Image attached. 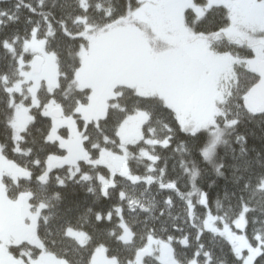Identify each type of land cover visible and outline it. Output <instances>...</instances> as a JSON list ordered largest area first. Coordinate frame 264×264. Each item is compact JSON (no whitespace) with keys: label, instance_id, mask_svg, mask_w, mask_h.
<instances>
[{"label":"trees","instance_id":"obj_1","mask_svg":"<svg viewBox=\"0 0 264 264\" xmlns=\"http://www.w3.org/2000/svg\"><path fill=\"white\" fill-rule=\"evenodd\" d=\"M85 3L86 8L81 0H0V144L18 172L16 181L6 179V192L11 199L29 193L31 209L41 207L36 228L39 248L32 247L34 252H50L66 264H93L97 248L103 246L117 264H136L137 251L155 239L173 246L178 264L191 260L242 264L230 242L203 225L209 212L234 223L246 209L247 237L254 245L258 237L264 241V115L246 105L249 90L259 80L257 70L244 63L234 67L232 91L219 103L215 117L218 133L215 125L196 133L184 130L163 99L139 95L124 85L117 86L118 95L109 100L105 115L98 122L86 123L76 113L90 95L89 89L79 88L75 81L82 63L80 51L88 47L91 36L123 23L140 2ZM195 3L186 10L185 22L198 39L217 54L254 58L253 46L226 35L230 19L225 6L207 8L208 0ZM35 29L38 37L46 38V49L57 56L59 82L54 90L46 86L39 90V105L30 106L32 121L16 141L10 125L14 116L11 94L16 101L19 95L9 87L19 80L18 58ZM50 101L54 108H61L63 116L76 117L90 159L98 158L103 148L119 152L121 124L138 111L146 112L142 139L128 146V167L139 180L115 174L114 185L105 193L98 174L109 176L108 168L81 160L77 174L63 166L41 181L47 158L64 153L49 139L53 118L45 105ZM30 102L28 98L26 103ZM61 133L67 136L69 131L64 128ZM196 191L205 195V204L196 202ZM190 197L195 200L193 218L187 202ZM133 198L141 199L145 209H131L128 200ZM124 226L132 232L130 242L120 238ZM69 229L85 232L86 244L70 237ZM18 247L29 249L25 244ZM144 264L163 263L150 256ZM254 264H264V246Z\"/></svg>","mask_w":264,"mask_h":264},{"label":"rangeland","instance_id":"obj_2","mask_svg":"<svg viewBox=\"0 0 264 264\" xmlns=\"http://www.w3.org/2000/svg\"><path fill=\"white\" fill-rule=\"evenodd\" d=\"M138 1L140 5L130 12L123 23L113 25L99 36H91L88 47L80 51L82 63L75 81L79 88L89 89L90 95L88 103L80 104L76 113L86 123L98 122L105 115L109 100L118 95L117 86L124 85L135 89L139 95L163 99L175 112L184 130L196 133L215 125L214 131L218 133L215 117L219 103L232 91L236 80L234 67L244 63L256 69L257 64L264 60V0H208L206 6L223 5L228 9L230 22L225 33L231 39L253 46L255 56L252 59L217 54L205 40L197 38L185 22L186 10L196 6L195 0ZM81 2L86 8L85 0ZM203 13L204 9H200L199 14ZM26 55H30L29 60L25 59ZM33 57L43 60L39 74L31 71ZM18 62L19 80L9 87L11 93L19 95V101H16L11 94L14 116L10 125L16 141L21 140L22 133L32 121L30 106L39 105V90L43 86L54 90L59 82L57 56L46 49V38L38 37L37 29L25 41ZM28 98L30 105L26 103ZM45 108H54L53 101ZM147 119L144 111L130 115L118 130L120 151L103 148L98 158L90 159L84 145L86 138L78 128L76 117L53 118L49 139L57 142L64 153L51 154L47 158L40 180L46 181L51 170L63 166H68L71 174L75 175L80 171L79 161L84 160L105 166L110 171L109 176L102 172L98 174L105 193L114 185L115 174L138 181L139 177L132 174L128 167V146L142 139V128ZM64 128L69 131L67 136L61 133ZM217 136H214L213 144ZM210 150L207 152L209 155ZM17 178V168L3 155L0 144V264H66L50 252H34L26 244L29 249L18 247L19 236L28 241L37 239L41 207L31 209L29 193L13 199L7 196L6 179L16 181ZM195 200L206 203V197L200 191L195 192ZM128 201L131 209H145L141 199ZM194 201L192 197L187 199L191 218ZM203 228L226 238L242 264H254L261 246H264L260 237L254 245L246 235V209L234 223L209 212ZM68 235L81 244H86L88 240L87 234L79 230L69 229ZM120 238L130 242L132 232L124 226ZM164 243L150 239L146 248L163 264H178L173 253L164 250ZM93 264H117V260L108 257L105 248L99 246ZM186 264L200 263L191 260Z\"/></svg>","mask_w":264,"mask_h":264},{"label":"water","instance_id":"obj_3","mask_svg":"<svg viewBox=\"0 0 264 264\" xmlns=\"http://www.w3.org/2000/svg\"><path fill=\"white\" fill-rule=\"evenodd\" d=\"M43 60L39 57H33L31 71L33 74L41 72ZM259 80L249 90L246 96V105L258 115H264V60L259 62L256 67ZM51 116L55 119H60L63 116L60 108H55L51 111ZM151 256V251L148 248L140 249L136 253V264H144V260Z\"/></svg>","mask_w":264,"mask_h":264},{"label":"flooded vegetation","instance_id":"obj_4","mask_svg":"<svg viewBox=\"0 0 264 264\" xmlns=\"http://www.w3.org/2000/svg\"><path fill=\"white\" fill-rule=\"evenodd\" d=\"M20 238H18V239H20V242H19V244H26V245H28L29 247H33V248H35V249H38L39 248V244H38V241H37V239L36 240H34L33 238H32V241H28V240H26V239H24L22 236H19ZM23 239V240H22ZM164 246H165V248H164V250L166 251V252H172L173 253V246L171 245V244H169V243H164ZM152 256H154L153 255V253H152ZM156 258V257H155ZM11 259L12 260H16V259H14V258H12L11 257Z\"/></svg>","mask_w":264,"mask_h":264}]
</instances>
